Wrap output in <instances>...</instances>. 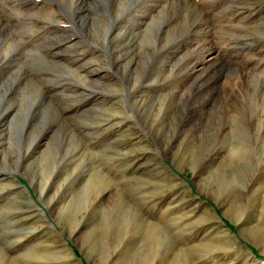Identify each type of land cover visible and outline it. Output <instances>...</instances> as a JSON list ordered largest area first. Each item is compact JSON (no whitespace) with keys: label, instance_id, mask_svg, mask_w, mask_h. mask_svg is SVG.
<instances>
[{"label":"rangeland","instance_id":"rangeland-1","mask_svg":"<svg viewBox=\"0 0 264 264\" xmlns=\"http://www.w3.org/2000/svg\"><path fill=\"white\" fill-rule=\"evenodd\" d=\"M5 111L0 264H264V0H0Z\"/></svg>","mask_w":264,"mask_h":264},{"label":"bare ground","instance_id":"bare-ground-1","mask_svg":"<svg viewBox=\"0 0 264 264\" xmlns=\"http://www.w3.org/2000/svg\"><path fill=\"white\" fill-rule=\"evenodd\" d=\"M89 72V71H88ZM86 76V75H85ZM86 78H88L87 76H86ZM88 80H90L89 78H88ZM87 82V81H86ZM78 85H80V84H78ZM5 118H7V113H6V111L5 112H0V122L1 121H3ZM32 149H33V145H31V147L27 150V151H25V153L21 156V159L24 157V156H26L29 152H31L32 151ZM34 150V149H33ZM217 218V217H216ZM217 219H219V221L221 222V220H220V218L218 217ZM255 229V228H254ZM69 238L70 239H72L73 238V234L72 235H69ZM73 242H75L74 240H73ZM69 249V251H70V256L71 257H75L74 256V253H73V251H72V249L71 248H68Z\"/></svg>","mask_w":264,"mask_h":264}]
</instances>
